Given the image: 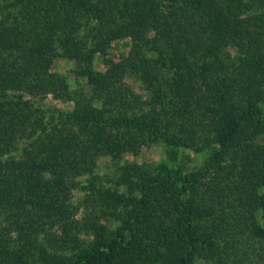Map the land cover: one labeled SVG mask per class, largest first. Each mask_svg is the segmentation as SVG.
Returning <instances> with one entry per match:
<instances>
[{
    "label": "trees",
    "instance_id": "16d2710c",
    "mask_svg": "<svg viewBox=\"0 0 264 264\" xmlns=\"http://www.w3.org/2000/svg\"><path fill=\"white\" fill-rule=\"evenodd\" d=\"M0 264H264V0H0Z\"/></svg>",
    "mask_w": 264,
    "mask_h": 264
},
{
    "label": "rangeland",
    "instance_id": "374dc122",
    "mask_svg": "<svg viewBox=\"0 0 264 264\" xmlns=\"http://www.w3.org/2000/svg\"><path fill=\"white\" fill-rule=\"evenodd\" d=\"M130 48L131 40L129 38L115 41L108 50V57L114 61H118L128 54ZM94 67L96 70L99 71H104L106 69L101 56H96L94 60ZM52 72L66 77L72 89L78 88L80 84V86L84 87L85 89H87V91L90 92V90L85 87V80L77 77V75L75 74V64L73 61L67 60L65 58H57L54 62V66L52 67ZM126 81L138 93L145 95L141 83H139L136 78L128 76ZM44 105H47L52 109L61 110H70L73 106L72 103H64L62 101L54 100L52 96H49L44 101ZM205 157V155H194L188 150H180L179 162H182L187 166L194 167L200 165L205 160ZM127 162H136L139 164H158L160 162L170 163L169 158L166 154V148L161 144H151L149 146L143 147L137 155H134L132 153L126 154L119 164L113 162L111 158L100 159L98 161V168L96 170V173L102 176L104 179L111 178L115 176V171L117 170V168ZM83 196L84 194L82 192L74 190L72 198L76 204H80L83 203ZM104 222L110 225L111 227L114 226L113 221H109L107 219L104 220Z\"/></svg>",
    "mask_w": 264,
    "mask_h": 264
}]
</instances>
